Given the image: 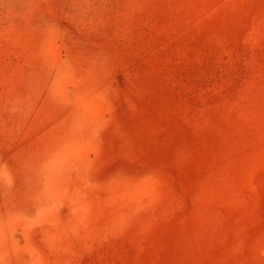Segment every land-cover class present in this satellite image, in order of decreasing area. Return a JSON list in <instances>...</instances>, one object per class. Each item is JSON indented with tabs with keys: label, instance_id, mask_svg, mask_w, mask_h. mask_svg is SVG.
Listing matches in <instances>:
<instances>
[{
	"label": "rangeland",
	"instance_id": "obj_1",
	"mask_svg": "<svg viewBox=\"0 0 264 264\" xmlns=\"http://www.w3.org/2000/svg\"><path fill=\"white\" fill-rule=\"evenodd\" d=\"M0 264H264V0H0Z\"/></svg>",
	"mask_w": 264,
	"mask_h": 264
}]
</instances>
